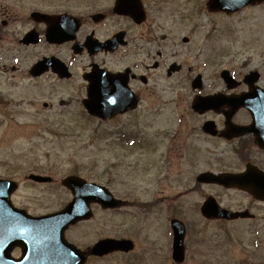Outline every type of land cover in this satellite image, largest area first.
Instances as JSON below:
<instances>
[{
  "label": "flooded vegetation",
  "instance_id": "1",
  "mask_svg": "<svg viewBox=\"0 0 264 264\" xmlns=\"http://www.w3.org/2000/svg\"><path fill=\"white\" fill-rule=\"evenodd\" d=\"M163 3L166 0H0V80L9 82L13 77L25 82L27 100L37 104L41 98H49L42 106L52 109L55 105L59 112V71L65 66L71 78L62 81L75 80L78 89L74 101L78 105H84L90 84L103 89L94 91L96 98L118 93L124 103L135 105L134 110L104 121L126 118L125 130L139 124L142 127L149 114L157 116L160 105L185 107L173 134L160 138L157 130L147 133L156 135L163 163L167 167L179 165L176 155L182 154L188 172L186 196H197L202 204L213 199L225 209L253 215L204 221L246 224L263 234L264 212L253 210L252 205L242 209L224 200L242 197L264 207L263 201L236 186L200 182L199 178L203 174L243 175L248 170L254 178L264 174V60L252 62L249 58L243 65L252 66L244 73L234 67L222 69L235 79L225 84L221 81V60L217 62L207 53L210 36L201 40L195 33L182 37L161 33L162 28L167 30L161 25ZM257 7L264 4L243 11ZM261 29L263 32L246 37L252 43L264 41V27ZM12 62L17 66H10ZM197 78L200 80L194 86ZM4 100L0 94V101ZM241 100L249 108H238L236 103ZM198 101L201 109L195 110ZM124 201L128 205L121 210L137 207ZM257 242L260 237L253 244ZM16 252L21 255L19 248L13 254Z\"/></svg>",
  "mask_w": 264,
  "mask_h": 264
},
{
  "label": "rangeland",
  "instance_id": "2",
  "mask_svg": "<svg viewBox=\"0 0 264 264\" xmlns=\"http://www.w3.org/2000/svg\"><path fill=\"white\" fill-rule=\"evenodd\" d=\"M207 1L166 0L161 5L160 18L167 30L162 28L161 33L180 37L195 33L201 40L206 39L205 35L210 36L207 53L217 62L221 60V70L234 67L236 72H246L252 66L243 65L249 58L253 62L264 56V41L252 43L246 37L256 31L263 32L264 7L225 17L209 13ZM77 89L75 80L59 81L58 112L55 105L52 109L42 106L49 98L43 97L37 104L27 100L25 82L13 77L9 82L0 80V94L6 99L0 101V177L20 184L12 197L15 206L35 216L60 211L72 200L61 181L78 175L137 206L105 211L94 205L93 218L66 233L69 242L83 250L105 238L131 239L136 245L131 254L90 259L87 264H175L171 258L170 235L173 218L181 220L187 229L183 264L264 261V233H255L246 224L204 221L199 212L202 201L197 196L185 195L188 172L182 164V154L176 155L179 165L174 163L171 167L165 166L160 158L162 151L155 136L173 134L185 107L160 105L157 116L149 114L142 127L139 124L125 130L126 118L100 123L86 116L74 101ZM47 91H50L49 81ZM155 130V136L147 135ZM31 173L50 176L55 184L31 183L27 180ZM224 202L242 209L252 205L253 210L264 212V207L242 197L225 198ZM146 204L153 205L146 208ZM257 237L260 242L254 245ZM13 256L19 257V252Z\"/></svg>",
  "mask_w": 264,
  "mask_h": 264
},
{
  "label": "water",
  "instance_id": "3",
  "mask_svg": "<svg viewBox=\"0 0 264 264\" xmlns=\"http://www.w3.org/2000/svg\"><path fill=\"white\" fill-rule=\"evenodd\" d=\"M262 2L264 0H210L208 6L213 11L234 13L248 5ZM223 77L227 82L231 81L226 73ZM95 90L103 89L99 85L97 87L91 84L89 93ZM113 94H106L100 99L90 95L85 107L91 115L103 119L134 107L124 103L118 93ZM239 106H243V103ZM195 108L201 109L199 105ZM30 179L36 182L51 181L48 177L35 175H31ZM199 180L222 182L227 185L226 178L221 179L211 174H205ZM230 181H235L238 187L248 190L255 198L264 200V176L254 178L252 173L248 172L244 176L232 177ZM63 185L71 190L74 200L61 212L35 218L11 205L10 195L17 189V185L11 181L0 180V264H84L86 262L84 254L66 241L65 231L70 225L91 218V203H98L105 209L119 207L122 203L114 199L104 187L88 184L78 177L66 178ZM201 212L207 219H237L249 216L247 212L233 214L226 211L212 200L203 205ZM171 225L174 235L173 258L177 263H181L185 255V226L178 220H173ZM15 247L22 250L23 256L19 260L11 257ZM132 249L133 243L129 240L105 239L94 245L91 254L102 257L113 252H129Z\"/></svg>",
  "mask_w": 264,
  "mask_h": 264
}]
</instances>
